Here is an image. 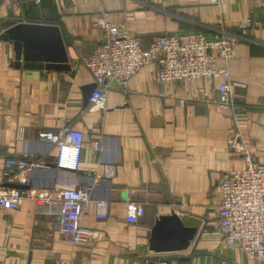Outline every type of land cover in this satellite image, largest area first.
Listing matches in <instances>:
<instances>
[{
    "label": "crops",
    "instance_id": "crops-1",
    "mask_svg": "<svg viewBox=\"0 0 264 264\" xmlns=\"http://www.w3.org/2000/svg\"><path fill=\"white\" fill-rule=\"evenodd\" d=\"M105 20L145 49L167 33L237 37L234 59H213L243 85L232 91L234 106L218 104L220 80L161 85L150 65L89 112L83 89L94 81L79 63L103 42ZM17 24L58 27L70 70L16 69L12 47L0 42V185L5 161L20 160L40 167L13 168L19 191L91 187L81 216L89 237L71 247L58 233L60 207L24 198L15 211L0 210V264H264L227 249L218 230L221 177L242 171L246 157L264 165V0H0V35ZM63 129L82 136L75 172L58 170L57 147L40 137ZM96 204L107 205V217ZM128 204L144 208L135 223L126 221ZM168 216L194 237L185 251L151 253V230Z\"/></svg>",
    "mask_w": 264,
    "mask_h": 264
},
{
    "label": "built area",
    "instance_id": "built-area-1",
    "mask_svg": "<svg viewBox=\"0 0 264 264\" xmlns=\"http://www.w3.org/2000/svg\"><path fill=\"white\" fill-rule=\"evenodd\" d=\"M31 1L36 6L41 3V0ZM217 1L209 0L211 4ZM259 1L253 0L255 4ZM250 24L248 20L239 29L244 33ZM103 31V42L79 63L91 75L96 86L89 100V112L102 110L109 91L126 89L129 79L150 65H155V80L161 85L220 80L218 104L234 106L232 91L243 85L232 82L228 70L217 66L213 59L226 62L234 59L237 37L167 33L154 39L145 49L141 41L125 28L113 27L105 20ZM40 137L57 147L55 167L58 170H78L82 149L80 133L63 129L55 135L41 134ZM245 162L242 171L224 174L219 181L218 230L227 249L239 250L247 257L264 260V165L254 164L249 157L245 158ZM15 167L30 172L40 165L20 160L5 161L4 183L0 185V210L15 211L24 198L34 201L39 208L59 206V235L73 248L85 246L89 231L81 226V216L91 200L92 188H67L54 196L48 192H22L7 188L6 185L18 184L19 174H11ZM105 174L107 178L113 176L108 170ZM96 207L100 216L107 217V205L96 204ZM143 214L142 206L128 204L126 221L135 223ZM143 264L179 263L176 259L149 257L144 259Z\"/></svg>",
    "mask_w": 264,
    "mask_h": 264
},
{
    "label": "water",
    "instance_id": "water-1",
    "mask_svg": "<svg viewBox=\"0 0 264 264\" xmlns=\"http://www.w3.org/2000/svg\"><path fill=\"white\" fill-rule=\"evenodd\" d=\"M0 42L12 47L13 66L32 70L69 71L68 58L58 27L43 24H17L0 35ZM95 84L83 89V103L88 106ZM7 188L22 190L18 185ZM195 234L176 216L160 217L151 230L148 250L151 253L185 251ZM187 261L180 259L179 262Z\"/></svg>",
    "mask_w": 264,
    "mask_h": 264
},
{
    "label": "trees",
    "instance_id": "trees-1",
    "mask_svg": "<svg viewBox=\"0 0 264 264\" xmlns=\"http://www.w3.org/2000/svg\"><path fill=\"white\" fill-rule=\"evenodd\" d=\"M21 3H22V2H21ZM10 22H11V23H10ZM10 22H9V24H10V25H13V24H15V21H13V20H12V21H10ZM10 25H9V26H10Z\"/></svg>",
    "mask_w": 264,
    "mask_h": 264
}]
</instances>
